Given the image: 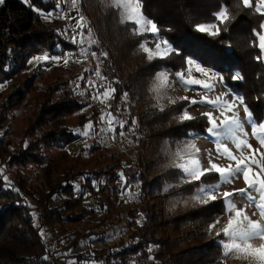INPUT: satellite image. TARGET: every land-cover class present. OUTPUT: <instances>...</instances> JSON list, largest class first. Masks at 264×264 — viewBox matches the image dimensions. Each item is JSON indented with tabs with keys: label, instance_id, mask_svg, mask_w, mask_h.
Returning <instances> with one entry per match:
<instances>
[{
	"label": "trees",
	"instance_id": "obj_1",
	"mask_svg": "<svg viewBox=\"0 0 264 264\" xmlns=\"http://www.w3.org/2000/svg\"><path fill=\"white\" fill-rule=\"evenodd\" d=\"M251 2L252 7H244L241 0H140L144 17L155 22L159 36L173 49L179 50V54L172 52L164 59L154 60L149 66L155 72L167 68L174 73H185L188 68L185 57L198 54L196 58L202 59L206 67L224 74L223 81L231 92L229 96L243 97L253 118L257 122L264 121V62L257 36V33L263 34L264 15L255 11L256 0ZM57 6V0H27V3L25 0H4L0 5V84L17 78L26 70L29 60L44 51L57 54L61 50L70 53L79 50L77 43L65 38L64 22L59 19L44 22L38 13L53 12ZM224 9H227L229 21L220 26L219 35L211 36L194 29V25L213 21V14ZM82 10L87 11L84 4ZM151 35L145 34L141 40ZM39 70L41 76L47 71L39 67L33 78L38 76ZM109 72L112 79H121L116 71ZM236 72L240 73L242 79H232ZM135 73L139 75L140 71L136 70ZM135 79L132 82L137 85ZM28 85L24 86L25 89ZM21 92L18 90L9 95L3 110L18 108L15 104L24 98ZM69 95L71 97L56 100L51 106L41 107L35 121L27 129L24 143L7 162L1 161L5 172L0 173V264H61L59 257L50 252L49 243L40 239L39 234L45 229L60 228L63 238L69 239L66 247L77 250L82 240L98 243L122 223L126 226L127 236L114 245L92 247L93 255L89 257L96 264H213L222 259L223 249L215 239L207 250L209 258L195 259L193 249L178 252L179 242L169 239L166 232L169 227L180 229L185 224H191L194 227L185 240H201L207 235L196 233V226L208 228L213 221L225 215L223 199L206 206L204 216L197 214L188 218L191 214L185 213L170 217L157 191L165 180L171 178L163 175L151 179L157 164L148 161L146 146L152 144L146 145L145 141L136 165L125 166L118 159L106 162L108 156H105L103 168L87 174L63 176L37 193L21 184V170L45 164L41 153L43 146L50 150L54 146H69L76 141L73 130L58 123L82 108L79 97ZM189 106L188 101L180 103V113ZM3 121L0 117V123ZM50 123L55 126L54 129L44 131L43 128ZM207 127V117L201 116L186 120L178 130L164 127L162 136L148 137L147 140L155 143L172 135V138L184 140L193 134L206 135ZM98 148L91 152H100ZM13 166L19 169V176L15 178V184L9 185L4 177L7 176V169ZM121 173L128 184L121 179ZM174 175L178 174L175 172ZM219 179L216 173H209L200 181H195L192 187L195 190L201 184L218 183ZM75 183H79L80 193H77ZM121 183L123 187L120 189ZM137 183V203L125 213L121 212L119 206L123 192L132 189ZM90 197L100 198L99 207L106 213L99 222H91L86 230L83 225L87 218L96 214L95 209L85 207ZM55 198H58V202ZM29 200L36 205H31ZM140 215L144 218L142 224L137 221ZM158 236L162 237L158 239ZM60 239L62 237H58L57 241ZM77 256L78 260L82 259L81 255ZM70 259L77 260L74 256Z\"/></svg>",
	"mask_w": 264,
	"mask_h": 264
},
{
	"label": "rangeland",
	"instance_id": "obj_2",
	"mask_svg": "<svg viewBox=\"0 0 264 264\" xmlns=\"http://www.w3.org/2000/svg\"><path fill=\"white\" fill-rule=\"evenodd\" d=\"M257 2L258 0H256V4ZM82 4L87 7L86 12L82 10ZM133 6H135V0H133ZM59 7L68 9L66 16L62 17L58 14L56 11L58 6L52 12L53 15L49 19H46L41 12L38 11V13H40V17L44 22L55 19L64 22L66 25L63 32L65 38L73 42V38L75 37L76 43L80 48L77 52L71 53L61 50L57 54H50L44 51L39 55H35L27 63L26 70L22 71L17 78L0 84V117L4 120L0 123V173L5 172L4 164L2 165L1 161L3 163L7 162L24 143L27 129L35 121L41 107L51 106L56 100L63 97H71L70 93L79 97L82 108L80 111L65 117L58 123H61L64 128H71L77 137L76 141L69 146H54L50 150L43 146L41 153L45 159V164L42 166H29L25 170H21L22 176L20 178H22V185H27L30 187V190L37 193L44 190V188L46 189V185H52L63 176L87 174L92 170L103 168L106 162L114 161L115 159L122 160L125 166L136 165L138 155L142 149V143L145 141L146 145L152 144L153 146H146L148 161L157 164V168L151 179H157L163 175L171 178L165 180L164 184L157 191L158 197H162L160 200L165 204L167 214L170 217H175L190 213L191 215L188 218H193L197 214H203L204 216V208L214 201L209 200L205 204L193 198L197 192V189L194 190L192 187L195 181L182 182L181 177L183 173L176 165L183 161L179 158L178 154L183 155L184 160H186L188 156L183 153V150L189 144H194L195 148L199 149L198 156L204 167H208L209 152L212 153L213 162L221 166H227L230 161L224 158H216V147L208 137V134H193L190 138L184 140L177 139L176 137L172 138L174 136L172 135L161 141L159 140L160 142L155 141V143L153 141L149 143L147 138L150 137L152 139L154 137L157 138L159 135L162 136L164 127L174 130L179 129L183 122L186 121L180 119L182 113H180L178 108L179 104L183 101H188L189 103L192 99L200 101L204 95H207L211 99H215L221 95H223L225 100L231 99L229 96L231 92L224 81L220 82L218 77L216 80H210L196 71L193 66L190 73L185 72V78L199 79L204 83L212 84L213 88L211 91H208L199 85H193L192 90H187L179 82L176 73L172 70L165 68L158 72L153 71L149 65H152L154 60L164 59L170 54H164L163 58L155 54L156 43L160 42L163 45L165 40L160 36L159 40H157V37L147 29L143 31V34H137L134 29L138 26L131 21L122 19L123 9L117 7L113 3V0H75V6H73V0H60ZM138 11L141 12V3ZM80 17H83V21H80ZM78 21H80L79 24ZM81 24L83 27L80 26ZM212 31H215V29H212ZM81 32L84 38L83 48H87L89 53L95 51L98 59L92 57L90 54L87 59L76 55L82 48V45L79 43L81 39L79 33ZM145 34L152 35L141 40V37ZM90 41L92 43L89 48ZM145 42L146 46L152 50V59H148V54L141 47ZM168 45L171 47L169 43ZM104 52L107 53L106 57L100 55V53ZM45 55L50 57L48 61H36L34 59L37 56ZM52 57L60 59H51ZM65 58H68L67 64L64 63ZM262 61L264 62V51H262ZM97 64H99V69L104 75V79L93 75ZM39 67L47 71L41 76V71L39 70L38 76L33 78ZM110 70L112 73L116 71L121 79H112ZM136 70L140 71L139 75L135 73ZM160 72L167 74V83L157 93L153 91V87L157 84L156 76ZM82 76L84 79H80ZM134 78L137 79V85H134L132 82ZM89 80L101 86V92L105 87L113 88L115 91L103 102L100 99H93V96L97 93L95 88L87 86V81ZM26 85L28 87L25 89L24 86ZM18 90H21V93L24 95L22 102L15 104L18 108L12 110L6 108L3 110V105L8 102L7 98L9 95ZM81 92L83 95L80 94ZM125 93L127 96H125ZM182 97H188L189 99L183 100L181 99ZM234 97L241 96L233 95L232 98ZM173 100L175 103L171 102ZM12 101L13 98L10 102L12 103ZM161 107L163 111H161ZM186 109L188 114L195 118L204 116L203 114L207 112H212L214 117H220V112L215 110L212 105L190 103V106ZM237 110L241 121H245L247 118L243 106H240ZM108 112H111L118 120L126 122L123 129H120L118 125L116 126L117 134L115 138H113L112 133L106 131L107 124L101 122V116L106 115ZM229 115L231 114L229 113ZM133 121H135L134 124ZM89 122L93 123L97 132L100 129H105V131L100 134L92 133L88 137L79 135L78 130L84 129L85 125ZM54 127L50 123L43 129L44 131H50ZM244 130L248 134V143L252 145L254 150H258L255 153V159L257 162H260V153H264V148L261 147L259 141L252 135L250 125L245 123ZM120 131H123L124 135H119ZM228 147L234 149V145L231 142H228ZM95 148L100 149V152H91ZM105 156H108V158L103 163L102 161ZM253 171H257L255 165H253ZM18 172L19 169L16 166L7 169L6 177L9 185L15 184V178L19 176ZM175 172L178 175H174ZM172 177H174L173 180ZM75 185L77 193H80L81 188L79 183H75ZM122 187L123 183L120 184V189ZM166 187L167 191H165ZM245 187L244 179L240 176L234 179L231 184L221 185L217 200L222 199L224 191L233 192ZM138 188L139 184L137 183L132 189H127L123 192L121 196L123 198L119 206L121 212L125 213L137 203ZM232 199L236 203V207L244 209L252 220L260 219L257 209L254 206H248L246 200L241 199L239 196H234ZM55 201L58 202V198H55ZM99 201L100 198L90 197L85 203V207L95 209L96 211V214L88 217L84 223L83 228L86 230L89 229L91 222H99L106 213V210L99 207ZM29 203L36 205L31 200H29ZM152 203L155 202L152 200ZM230 215L232 213H227L219 218V223L211 231H209V226L208 228L196 226V233L202 232L207 235L203 236L199 241L188 242L185 240L193 229L192 227H194L191 224H185L180 229L169 227L166 234L169 239L179 242L178 252L185 249H193V252L196 254L195 259L202 257L209 258L207 254V250L210 247L209 244L214 239L217 243L225 239L222 233L218 236L217 232H220L227 224ZM137 221L142 224L144 222L143 216L140 215ZM127 234L126 226L122 223L110 230L98 243L85 242L89 241V239L82 240L80 248L77 250L66 247L69 239L63 238L60 228L55 230L45 229L39 236L42 241L49 243L50 252L59 257L58 259H60L61 264H96L90 258L93 255L92 247L99 248L114 245L122 237L127 236ZM58 237H62V240L57 241ZM161 237L158 236L157 238L160 239ZM252 243L253 246L258 247L264 241L254 240ZM218 244L220 245V243ZM90 254L91 256L89 257ZM77 255H81L82 259L78 260ZM72 256L79 262L75 259L72 261L70 259ZM208 261L210 262V259ZM213 264H255V262L230 252L227 256H224Z\"/></svg>",
	"mask_w": 264,
	"mask_h": 264
},
{
	"label": "snow or ice",
	"instance_id": "obj_3",
	"mask_svg": "<svg viewBox=\"0 0 264 264\" xmlns=\"http://www.w3.org/2000/svg\"><path fill=\"white\" fill-rule=\"evenodd\" d=\"M27 3V0H25ZM244 7H252L251 0H241ZM4 0H0V4H3ZM58 8L57 12L59 15L66 16L68 11L67 8L59 7V0H57ZM113 3L123 9L122 19L131 21L135 23L138 27L134 29L137 34H143L144 30H150L152 34L157 37L159 40V29L157 24L151 19H148L143 16L141 12L138 11L140 7V0H135V6H133V0H113ZM73 6H75V0H73ZM255 11L264 15V0H258ZM45 16L46 19L51 18L53 15L52 12L41 13ZM80 21H83V17H80ZM78 21V24L80 23ZM229 21V16L227 9L218 11L213 14V21L204 22L197 25H194V29L201 33L207 35L216 36L220 34V26L226 24ZM83 27V25H80ZM264 27V25H262ZM215 29V31H212ZM226 30V29H225ZM90 34V33H89ZM81 39L79 43L82 45L81 51L76 55L87 59L90 54L92 57L97 58V53L92 51L89 53L87 48H83L84 38L83 33H79ZM258 39L260 41L259 47L264 51V34L257 33ZM75 37L73 38V43H76ZM92 41L89 43V48L91 47ZM144 52L148 54V59L153 58L152 50L146 46V42L141 45ZM163 48V50H162ZM175 52L179 54L178 49H173L168 45V42L165 40L163 45L160 42L156 43V52L155 54L164 57L166 53ZM100 55L106 57L107 53H100ZM198 54L185 57L186 65L189 67L186 69L190 73L191 67H195L196 71L204 75L210 80H216L219 78L220 82L224 80V74L222 72H217L215 69L208 68L203 63L202 59L198 60L196 58ZM36 61H48L49 56H37L34 58ZM51 59H60L58 57H52ZM258 59H260L258 57ZM31 62V61H30ZM80 62V61H77ZM64 63H68V58L64 59ZM87 71V70H86ZM211 73V75H209ZM93 75L97 78L104 79V75L99 69V64L94 71ZM176 76L179 82L185 86L187 90H192L193 85H199L203 89L211 91L213 88L212 84L204 83L199 79H186L183 71L177 72ZM84 79V77H80ZM157 84L154 85L153 91L159 93L161 87L167 83V74L165 72L157 73L156 76ZM233 80L242 79L239 72H236L232 76ZM87 86L90 88L96 89V95L93 96V99H100L103 102L105 99L109 98L110 95L115 91V89L110 87H105L101 92L99 85L95 84L93 81H87ZM79 87V86H78ZM83 95V93H80ZM125 96L127 94L125 93ZM183 100H188V97H182ZM175 103V101H171ZM191 104H204L212 105L213 108L220 112V117H214L212 112L204 113L203 115L208 119V127L205 129V132L208 134V137L212 140L216 147V158H224L230 161L227 166H221L213 162L212 153H208V167H204L198 156L199 149L195 148L194 144H189L186 149L183 150V153L188 156L184 160L183 155H179V158L183 161L178 163L176 166L181 169L183 175L181 177L182 182H192L200 181L202 177L206 176L209 173H216L218 175L219 182L213 184H201L197 192L194 194L193 198L200 200L202 203H208L209 200L216 201L217 196L220 192L221 185L231 184L234 179L243 177L246 187L239 190H234L233 192L224 191L222 195L223 202L225 204V213H232L229 216L227 224L221 229L220 232H217V235L220 236L221 233L225 239L219 241L222 249L223 255L227 256L230 252L238 254L245 259H251L255 264H264V243H261L258 247L253 246L254 240L264 241V153H260V162H257L255 159V153L258 150H254L252 145L247 141V133L245 132V123L251 126L252 135L259 141L262 148H264V121L257 122L253 116L248 106L244 103L243 97H234L228 100L223 98V95L217 96L215 99L209 98L207 95L202 96L200 101L192 99ZM243 106L246 120L241 121V118L238 113V108ZM161 111L163 108L161 107ZM229 113L231 115H229ZM180 119L183 120H192L195 117H192L188 114L187 109L184 110ZM101 122L107 124V132L112 133L113 138L117 134V125L120 129L124 128L126 123L123 120H118L112 115L111 112H108L106 115L101 116ZM135 121H133V124ZM105 129H100L98 132L94 128L93 123L89 122L85 125L84 129L78 130V134L84 137H88L90 134H100L103 133ZM119 135H124L123 131L119 132ZM189 135H192L191 133ZM228 142H231L234 145L233 148L228 147ZM27 146V142H25ZM247 150V151H246ZM253 165H255L257 171H253ZM121 179L124 180L125 184H128V181L124 179L123 173L120 174ZM5 182H7V177H4ZM167 191V187L165 188ZM239 196L241 199L247 201L248 206H254L259 212L260 219L252 220L244 209L237 208L236 203L233 201L232 197ZM255 215V213H254ZM219 223V218H217L212 224L209 225V231ZM47 259V257L45 258Z\"/></svg>",
	"mask_w": 264,
	"mask_h": 264
},
{
	"label": "crops",
	"instance_id": "obj_4",
	"mask_svg": "<svg viewBox=\"0 0 264 264\" xmlns=\"http://www.w3.org/2000/svg\"><path fill=\"white\" fill-rule=\"evenodd\" d=\"M170 54H171V53H170ZM170 54H169V55H170ZM169 55H168V56H169ZM188 67H189V66H188ZM187 73H188V71H187ZM184 74H185V73H184Z\"/></svg>",
	"mask_w": 264,
	"mask_h": 264
}]
</instances>
